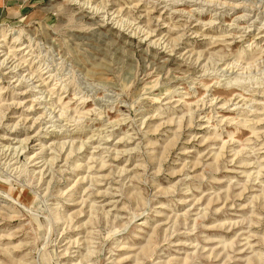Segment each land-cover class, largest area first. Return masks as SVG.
Wrapping results in <instances>:
<instances>
[{"label": "rangeland", "instance_id": "1", "mask_svg": "<svg viewBox=\"0 0 264 264\" xmlns=\"http://www.w3.org/2000/svg\"><path fill=\"white\" fill-rule=\"evenodd\" d=\"M262 238L264 0H0V264H264Z\"/></svg>", "mask_w": 264, "mask_h": 264}, {"label": "bare ground", "instance_id": "2", "mask_svg": "<svg viewBox=\"0 0 264 264\" xmlns=\"http://www.w3.org/2000/svg\"><path fill=\"white\" fill-rule=\"evenodd\" d=\"M209 2V1H208ZM239 153V152H238ZM238 155V154H237ZM211 202H209V204H210ZM11 216V215H10ZM10 216H8V218L10 219V220H12L11 219V217ZM70 224V223H69ZM262 240L264 241V238H262ZM131 251H133V250H135L134 248L133 249H130ZM148 251V250H147ZM12 260V259H11ZM13 262V261H12ZM14 262H16V261H14ZM18 262V261H17ZM18 263H20V261L18 262ZM17 263V264H18ZM182 263V262H181ZM184 263H186V260L185 261H183V264ZM22 264V263H21ZM254 264H262V263H260V262H256V263H254Z\"/></svg>", "mask_w": 264, "mask_h": 264}]
</instances>
